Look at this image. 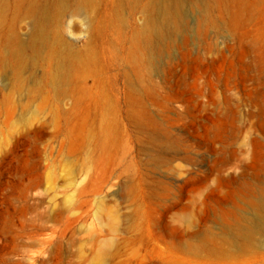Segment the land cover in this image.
<instances>
[{"label":"rangeland","instance_id":"rangeland-1","mask_svg":"<svg viewBox=\"0 0 264 264\" xmlns=\"http://www.w3.org/2000/svg\"><path fill=\"white\" fill-rule=\"evenodd\" d=\"M180 1L140 83L106 58L103 79L75 80L68 97L38 84L42 108L0 62V264H92L99 247L101 264L264 262V236L247 247L230 233L264 186V0ZM12 3L5 26L26 39ZM104 3L98 35L67 19L77 49L143 29L134 4Z\"/></svg>","mask_w":264,"mask_h":264},{"label":"bare ground","instance_id":"bare-ground-1","mask_svg":"<svg viewBox=\"0 0 264 264\" xmlns=\"http://www.w3.org/2000/svg\"><path fill=\"white\" fill-rule=\"evenodd\" d=\"M8 2L9 0H0L2 28L10 10V6L7 7ZM102 2L107 5L110 3L116 12L123 5L134 4L135 12L144 14L143 29L126 39L127 46L111 41L107 47L101 45L97 50L96 45L93 44L94 35L95 33L98 35L99 32L96 18L95 22L93 18ZM181 7L180 0H13L12 19L29 20L30 32L27 38L23 39L15 30L14 24L5 26L6 33L0 36V42L2 41L0 62L3 69L11 73V80L17 84L16 87L24 98L31 95L42 98V108L47 103V96L38 84L45 81L52 91L68 97L73 89L76 90L69 88L75 80L84 81L91 77L98 78L99 81L103 79L101 62L106 58L129 68L130 71L125 69L122 72V77L128 82H131V76H134L135 81L140 83L162 53L166 41L165 30L174 31L181 25ZM74 16L82 17L84 20L90 18L89 28L94 33L85 42L82 50L77 49L73 45L75 41L67 35L66 21ZM115 27L119 25L116 24ZM38 68L44 72L42 76L36 74ZM142 89L147 90L145 85ZM98 108L103 113H110L105 106L98 105ZM102 134L105 141H108L107 126ZM249 209L250 212L242 218V226L230 227L232 235H240L247 240V247L250 246V241L255 235L264 236V186L259 188L258 195L251 202ZM171 245L174 246V242ZM106 252L105 247H99L89 262L103 263L102 258Z\"/></svg>","mask_w":264,"mask_h":264}]
</instances>
